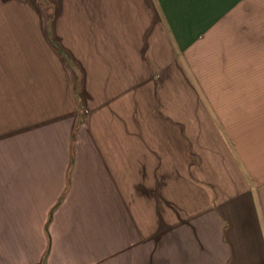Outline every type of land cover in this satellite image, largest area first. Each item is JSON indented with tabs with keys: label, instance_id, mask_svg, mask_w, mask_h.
I'll use <instances>...</instances> for the list:
<instances>
[{
	"label": "crops",
	"instance_id": "obj_1",
	"mask_svg": "<svg viewBox=\"0 0 264 264\" xmlns=\"http://www.w3.org/2000/svg\"><path fill=\"white\" fill-rule=\"evenodd\" d=\"M0 264H264V0H0Z\"/></svg>",
	"mask_w": 264,
	"mask_h": 264
},
{
	"label": "rangeland",
	"instance_id": "obj_2",
	"mask_svg": "<svg viewBox=\"0 0 264 264\" xmlns=\"http://www.w3.org/2000/svg\"><path fill=\"white\" fill-rule=\"evenodd\" d=\"M26 251H27V255H30L31 253H33V249H30V248L26 249Z\"/></svg>",
	"mask_w": 264,
	"mask_h": 264
}]
</instances>
